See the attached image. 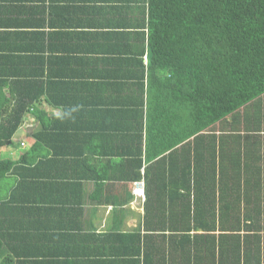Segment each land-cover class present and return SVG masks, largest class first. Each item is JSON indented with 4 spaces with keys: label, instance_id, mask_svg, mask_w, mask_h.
Masks as SVG:
<instances>
[{
    "label": "crops",
    "instance_id": "crops-1",
    "mask_svg": "<svg viewBox=\"0 0 264 264\" xmlns=\"http://www.w3.org/2000/svg\"><path fill=\"white\" fill-rule=\"evenodd\" d=\"M0 32L10 107L23 94L35 97L37 83L45 87L0 148L16 164L0 178V229L8 227L26 264H130L127 241L115 255L109 235L162 234L144 222V177L181 180L193 171L182 158L189 146L151 156L160 141L148 122L167 118L164 104H180L177 88L160 82L166 75L148 69L147 0H0ZM202 133L201 159L210 155L214 166L207 177L233 192L237 179L252 180L264 208V93ZM191 188L211 192L202 180Z\"/></svg>",
    "mask_w": 264,
    "mask_h": 264
},
{
    "label": "trees",
    "instance_id": "trees-1",
    "mask_svg": "<svg viewBox=\"0 0 264 264\" xmlns=\"http://www.w3.org/2000/svg\"><path fill=\"white\" fill-rule=\"evenodd\" d=\"M147 3L148 69L166 75L160 82L177 88L180 104L177 110L164 104L162 112L167 111V118L157 114L153 122H148V135L160 141L156 139L160 147L151 156L168 150L184 151L189 146V155L182 158H187L193 171L189 168L188 178L181 180L144 177L146 205L151 204L144 222L146 227L161 229L162 234L109 235L116 236L120 247L113 253L122 255L121 247L127 241L132 249L125 252L132 258L130 264H260L261 255L264 260V208L255 200L261 196L249 185L253 183L250 179H237L234 189L238 191L233 192V186L207 177L214 166L209 165L210 155L201 159V143L203 131L264 93V0ZM8 57L0 54L3 62ZM7 77V73L0 77V148L10 143L22 116L30 107L35 108L33 101L41 99L45 89L42 82L37 83L35 97L23 94L10 107L11 95L2 91ZM152 105L150 98L147 110H153ZM174 153L170 152L171 156ZM14 164L0 158V178ZM136 177L141 176L137 173ZM167 180L173 184L166 187V196L162 181ZM200 180L211 192L192 190L194 182L196 185ZM154 216L161 217V226L152 224ZM259 218L263 223H258ZM9 238L8 227L5 232L0 229V264H26Z\"/></svg>",
    "mask_w": 264,
    "mask_h": 264
},
{
    "label": "rangeland",
    "instance_id": "rangeland-1",
    "mask_svg": "<svg viewBox=\"0 0 264 264\" xmlns=\"http://www.w3.org/2000/svg\"><path fill=\"white\" fill-rule=\"evenodd\" d=\"M1 155H5V154H4V150L1 151Z\"/></svg>",
    "mask_w": 264,
    "mask_h": 264
},
{
    "label": "built area",
    "instance_id": "built-area-1",
    "mask_svg": "<svg viewBox=\"0 0 264 264\" xmlns=\"http://www.w3.org/2000/svg\"><path fill=\"white\" fill-rule=\"evenodd\" d=\"M22 145H24V143H21Z\"/></svg>",
    "mask_w": 264,
    "mask_h": 264
}]
</instances>
